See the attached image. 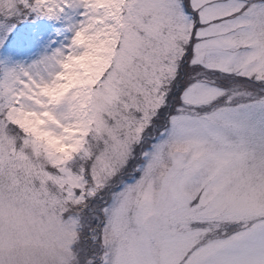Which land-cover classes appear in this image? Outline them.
Masks as SVG:
<instances>
[{"label": "snow or ice", "instance_id": "6c2138e0", "mask_svg": "<svg viewBox=\"0 0 264 264\" xmlns=\"http://www.w3.org/2000/svg\"><path fill=\"white\" fill-rule=\"evenodd\" d=\"M66 9L68 45L0 65V264H264V0H0V27Z\"/></svg>", "mask_w": 264, "mask_h": 264}, {"label": "rangeland", "instance_id": "374dc122", "mask_svg": "<svg viewBox=\"0 0 264 264\" xmlns=\"http://www.w3.org/2000/svg\"><path fill=\"white\" fill-rule=\"evenodd\" d=\"M79 19L78 13L70 9H66L58 20L21 12L7 22V28L0 27V41L4 42L0 45V65L16 66L12 53L32 50L36 42L52 55L57 49L70 43L73 33L69 29ZM0 20H4V17L0 16ZM8 28H11L10 32Z\"/></svg>", "mask_w": 264, "mask_h": 264}, {"label": "bare ground", "instance_id": "6f19581e", "mask_svg": "<svg viewBox=\"0 0 264 264\" xmlns=\"http://www.w3.org/2000/svg\"><path fill=\"white\" fill-rule=\"evenodd\" d=\"M49 52L42 47L38 42L34 43V48L32 50L25 49L24 51H14L12 53L13 62H17V65L27 66L44 56H49Z\"/></svg>", "mask_w": 264, "mask_h": 264}]
</instances>
